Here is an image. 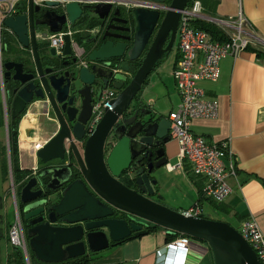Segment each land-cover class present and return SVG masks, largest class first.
Returning <instances> with one entry per match:
<instances>
[{
	"label": "water",
	"instance_id": "1",
	"mask_svg": "<svg viewBox=\"0 0 264 264\" xmlns=\"http://www.w3.org/2000/svg\"><path fill=\"white\" fill-rule=\"evenodd\" d=\"M156 2H167L168 6L162 11L143 5L129 7L134 25L132 44L126 51L128 56L138 57L150 39L135 71L127 74L111 65L110 58L119 55L125 43L104 39L98 46H90L85 55L75 53L64 73L68 74L64 83L61 82L64 74L59 75L52 66L43 65L34 29L37 23L44 22L50 30H58L66 20V12L74 24L84 8L73 0L65 2L66 12L57 13L48 7L35 17L38 5H32V0H28L26 12L0 17L6 28L15 34L18 45L30 50V56L2 59L4 70L22 84L16 88L13 105L19 98L22 100L19 108H22L37 88L34 79L39 78L48 89L46 94L61 121L53 136L36 149V156L44 161L63 159L68 147L76 162L75 166L54 163L40 173L46 176L31 175L19 189L24 216L28 218L39 213L26 222L33 224L25 234L27 247L41 261L58 262L85 252L95 253L133 233L148 231V227L141 228L140 222L134 219L128 222L122 216L111 215L115 209H122L146 218L152 224L162 225L169 232L203 238L211 247L213 264H262L238 227L228 220H219L202 212L190 215L152 197L155 183L152 172L168 163L163 144L170 137V118L145 105L135 104L134 100L156 62L172 48L179 11L187 1ZM111 6L106 1H99L90 6V10L99 18L108 14ZM118 9L115 5L114 12ZM92 39L93 35L87 36L82 43ZM69 40L70 36L66 34L62 53L73 52ZM50 48L55 52L54 46ZM25 66L29 69L24 70ZM107 78L112 80L113 87L120 89L100 120L91 129H85L91 102L100 98L102 81L106 83ZM26 88L28 95H24ZM34 95L42 96L43 92ZM68 120L73 121L69 123ZM121 174L133 180L136 186H129L118 178ZM57 217L64 222L55 221ZM108 237L112 240L108 241Z\"/></svg>",
	"mask_w": 264,
	"mask_h": 264
},
{
	"label": "crops",
	"instance_id": "2",
	"mask_svg": "<svg viewBox=\"0 0 264 264\" xmlns=\"http://www.w3.org/2000/svg\"><path fill=\"white\" fill-rule=\"evenodd\" d=\"M200 1L201 16L205 18L235 15L240 10L261 38L255 44L240 49L237 55L221 56L218 60L220 71L215 80H198L205 94L218 102L217 116L194 117L190 127L213 142L227 140L228 152L224 155V162L235 158V172L228 175L231 191L220 201L205 196L202 190L205 178L192 172L187 159L181 164L178 162L179 146L170 136L163 144L168 163L152 172L155 179L152 197L180 211L197 201L203 214L223 212L230 220L234 219L237 226L252 213L264 232V0ZM177 48L176 40L175 55L169 66L161 69L157 62L138 91L139 103L164 116L176 107L180 99L172 76ZM22 143H18V147L20 161L24 163L23 155L31 147ZM171 235L174 234L162 225L148 227L146 233H133L116 244H109L94 254L89 253L90 262L84 264H163L166 243L180 236ZM188 241L182 264H213V253L206 240L189 235Z\"/></svg>",
	"mask_w": 264,
	"mask_h": 264
},
{
	"label": "built area",
	"instance_id": "3",
	"mask_svg": "<svg viewBox=\"0 0 264 264\" xmlns=\"http://www.w3.org/2000/svg\"><path fill=\"white\" fill-rule=\"evenodd\" d=\"M32 0L33 4L48 8H56L61 13L65 11V2H73V0ZM83 8L89 7L91 14H95L90 10V6L99 1H106L110 5L115 6H136L143 5L145 7H156L160 11L165 10L167 2H156V0H74ZM186 5L179 11L178 23H176L177 34V52L178 56L174 62L172 76L175 80L176 87L180 95L176 107L171 108L167 112L170 118L169 133L177 141L178 162L181 164L184 159L188 160L192 172L201 174L205 178L202 187L203 194L220 201L225 198L231 191L228 175L235 172V158H231L225 163L224 155L228 151V142L223 139L213 142L203 138L200 133L194 132L191 127V120L194 117H216L218 110V102L205 94L198 80L202 78H210L215 80L220 71L218 60L227 54L237 55L240 49L255 44L261 38L257 34L256 29L250 24L246 16L240 10L235 15H227L225 17L212 16L211 21H215L225 33V39L211 38L206 29L196 27L193 19L201 16L200 10L202 3L200 0H186ZM28 0H0V17L1 15L9 16L14 13H23L27 11ZM65 21L58 30H47L44 27H38L34 31L37 41L44 42L48 47L54 46L56 52L61 54L64 47L65 35L70 36V44L75 53L80 54V48L73 38L74 32L83 31L84 35H91L98 31V24L87 26H74L65 15ZM2 22L0 21V30ZM8 32H10L9 28ZM1 41V34H0ZM117 69V68H116ZM122 72L131 74L130 71L122 70ZM100 98H95L91 102V113L88 116L87 127L91 129L100 117L103 115L110 100L115 97L112 87H105L100 92ZM68 147L66 150L68 151ZM9 186L11 189V198L13 199L14 218L8 221L7 232H5L8 241L21 248L23 260L25 264H30L29 248L27 247V236L24 234L23 224L21 223V214L18 210L17 199L15 198V185L13 184V176L9 169ZM190 215L202 212L200 203L194 202L192 206L183 210ZM257 220L252 213L246 215L238 224L242 237L251 244L255 251L259 262L264 264V232L258 226ZM189 235L184 234L171 238L166 243V251L164 252L163 264H182L184 259V251L188 247ZM160 251V250H159ZM158 251V253H159Z\"/></svg>",
	"mask_w": 264,
	"mask_h": 264
},
{
	"label": "flooded vegetation",
	"instance_id": "4",
	"mask_svg": "<svg viewBox=\"0 0 264 264\" xmlns=\"http://www.w3.org/2000/svg\"><path fill=\"white\" fill-rule=\"evenodd\" d=\"M114 7L111 6V9L108 14L104 15L103 17H99V27L98 31L96 33H93L91 35L87 36H94V39L87 43H82L76 40V44L80 48V54L87 53L88 48L92 45L98 46L100 44V41L107 39L111 40L113 42H123L125 43L124 50L119 55H114L110 58L111 65L116 67L119 70H128L131 73L135 71L137 68V65L142 59V53L144 50H147L149 42L145 45L144 50L138 55V57L130 58L127 54V50L132 44L131 38H133V25L134 20L133 17L130 15V9L127 6H119L118 12H114ZM39 9L34 11V15L39 16L42 14L43 10L46 8L38 6ZM52 8V7H49ZM57 13H60L58 9L54 8ZM44 23V22H43ZM3 27H6L3 23L1 25V30ZM40 26H36L38 28ZM44 29L49 30V25L44 23L43 26ZM0 30V31H1ZM10 34L12 33L9 32ZM13 34V33H12ZM177 34V30H176ZM15 36V34H13ZM152 37V35H151ZM16 38V36H15ZM175 38V37H174ZM18 43V42H17ZM44 44V45H40ZM3 41H2V34H1V41H0V178L5 180V174L2 172L3 169V161L1 160L2 157V151L3 146L8 150L6 159L8 160V167L7 173L9 172V169L11 171V152L10 148L8 146L17 145L18 143L23 142L25 146H30V150L28 153H25L23 155L24 163L20 161L19 157V147H18V154H17V160H19V164L21 167H24V170L27 172L25 174V177L21 181L15 182L13 178V184L15 185V198L17 199V205L18 210H20L21 214V223L23 224L24 228V234L28 227H30L32 224H27L26 222L30 220L33 217L39 216V213L33 214L30 217L26 218L24 216V210H22V206L24 203L18 198L19 189L22 186L21 184L26 181L28 178H30L31 175H40L42 173V170L46 167H50L51 165H54V163H62L67 164L70 163L71 165L75 166V158L73 156L72 151L66 150L63 159L62 158H54V160H41L36 156V149L41 146L43 142H46L49 140L56 129H58L61 126V121L58 119V114L55 108H53L52 102L50 100V97L46 94L48 92V89L42 83V81L39 78H35L34 82L36 83L37 88L35 89V92L39 93L40 91L43 92L42 96L34 95V93L31 94V98L26 100L25 103H23L22 108H19L21 105L22 100L19 98H16L15 104L14 102V93L16 92V88L19 86H22L18 82V79L12 78V75L7 70H4L3 67ZM19 46V45H18ZM37 46L39 49V55L42 60L43 65L45 66H52V70L55 71L59 75H63L66 70H68L69 66L71 65V61L73 56L75 55L76 50L73 49L72 53H61L58 54L55 50V52H51V48L48 47L44 42L37 41ZM22 50H26L27 52L25 54L20 55L19 53L12 54L11 57H7L9 59L15 58L19 59L22 56L29 55L30 56V50L29 47H21ZM25 69H29L27 66L24 67ZM68 78V74H64L63 79L61 80L62 83ZM124 84L126 82L124 81ZM112 87L114 93L118 91L117 87L112 86V80H109L107 78L106 83L102 81V87L101 90L105 87ZM29 90L26 88L25 92ZM26 92L24 95H28L29 93ZM138 96V94H137ZM138 98H135L134 102L135 104L138 103L139 105L141 102H138ZM144 106V105H143ZM73 120H68L69 123H71ZM85 129H88L85 128ZM22 131V132H21ZM109 138V136H107ZM35 146V148H34ZM13 176V173H12ZM43 177L46 175H42ZM40 175V177L42 178ZM8 179H9V173H8ZM122 181H124L129 186H136L135 182L133 180H128L125 178L123 174L119 175V177ZM10 181V179H9ZM8 181V182H9ZM20 182V183H19ZM1 201H3V198L1 197ZM2 206V205H1ZM1 215V213H0ZM115 217H124L127 219L128 222H131L132 219H134L137 222H140L141 228L148 227L152 224V222L148 219H144L139 217L138 215L129 214L127 211L122 209H115V211L111 214ZM57 222H64L58 217L56 218ZM26 235V234H25ZM27 236V235H26ZM111 241L112 239L108 237ZM91 254V253H90Z\"/></svg>",
	"mask_w": 264,
	"mask_h": 264
},
{
	"label": "rangeland",
	"instance_id": "5",
	"mask_svg": "<svg viewBox=\"0 0 264 264\" xmlns=\"http://www.w3.org/2000/svg\"><path fill=\"white\" fill-rule=\"evenodd\" d=\"M84 18L83 20H79V17ZM93 19L94 22L98 21V18H96V16L94 17V14H91V12L89 11V7L86 6V8H84L82 15L80 14L77 18L76 21L73 24L74 26H87L89 25V19ZM92 23V22H90ZM96 24V23H95ZM44 23L43 22H39L36 24V26H43ZM0 34H2V41H3V52H2V56H7V57H11L12 54H16L19 53L20 55L25 54L27 51L26 50H22L20 48V46H18V41L15 38V36L11 33L8 32V29H6V27H3L2 30L0 31ZM85 33L83 31H76L74 32L73 38L77 39L78 36L80 35H84ZM175 40V38H174ZM40 45H44V44H40ZM174 49H176V40L172 46V49H169L168 51L164 52L163 57L160 59L161 61L159 62V65L161 66V69H164V67L169 66V62L172 61V59L174 58L175 52ZM28 53V52H27ZM29 54V53H28ZM139 94V93H138ZM3 151H2V157L1 160L3 161L2 165H3V169L2 172L5 174V180L0 178V196L3 198L2 201V206L0 207V213L2 215L3 220L0 222V227L2 229L1 235H0V262L2 264H4L3 262V257H5L6 252L9 250V248L11 247V243L8 241V238H6V236H4L5 232H6V225L5 223L9 220H11L12 218H14L15 215V211H13V199L11 198V189L9 186V179H8V173H7V168H9L8 166V160L6 159L7 156V149L3 146ZM206 215H210L211 217H214L216 219H227L229 220L232 224L231 225H235L236 221L230 220V218L228 217V215L224 214L223 212H215V211H209L208 214L206 213ZM235 227H238L237 225H235ZM31 256L32 257V252L29 250Z\"/></svg>",
	"mask_w": 264,
	"mask_h": 264
},
{
	"label": "trees",
	"instance_id": "6",
	"mask_svg": "<svg viewBox=\"0 0 264 264\" xmlns=\"http://www.w3.org/2000/svg\"><path fill=\"white\" fill-rule=\"evenodd\" d=\"M79 18H80L79 20H83L84 19L81 16ZM90 22H92V23H90ZM193 22H194L193 24L196 27H199V28L202 27V28L206 29L208 31L209 36L211 38L214 37V38H222V39H225V33L223 32V30L221 29V27L215 23V21H211V20H208V18H205L203 16H200V17L194 18L193 19ZM95 23L96 24H99V19H98L97 22H94L93 19H91V20L89 19V25L95 24ZM85 38H87L86 35H83V36L80 35V36H78L77 39H78V41L82 42V40H84ZM161 60H158V62H160ZM8 148H10V152L12 154V156L10 158V160H11V173H13V178H14L15 182L21 181L25 177V174L27 172L24 170V167H21L20 166L19 160H17L18 147H17V145H12V146H8ZM188 172H189V170H188ZM201 195H202V192H201ZM1 205H2V201H1V196H0V207H1ZM2 220H3L2 215H0V222ZM7 223H8V221L5 223V225ZM7 225L5 227L6 229H7ZM158 225L151 224L148 227H152L153 228V227H157ZM1 232H2V229L0 227V235H1ZM171 232L174 235H176V234H178V235H184V234H186V233H180L178 231H171ZM132 235L133 234H131L130 236H132ZM174 235H171V236H174ZM127 237H125V238H127ZM88 254L89 253H86L85 252L82 255L71 256V258H67V259H64V260H60L58 262H53V261H46L45 262V261H41L40 259L36 258L34 254H32V257H30L31 256V254H30L29 261H30V264H71V263L84 264V263H89L90 262V259L91 258H90V256ZM91 254H94V253H91ZM22 256H23V253H22L21 248H17L16 246H14V245L11 244V247L7 251V254H6V257H5V262H6V264H25V261L23 260V257ZM0 264H1V262H0Z\"/></svg>",
	"mask_w": 264,
	"mask_h": 264
}]
</instances>
